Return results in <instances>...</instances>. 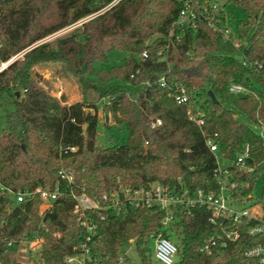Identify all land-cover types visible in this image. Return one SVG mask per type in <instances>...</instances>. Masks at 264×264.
<instances>
[{"label": "trees", "instance_id": "16d2710c", "mask_svg": "<svg viewBox=\"0 0 264 264\" xmlns=\"http://www.w3.org/2000/svg\"><path fill=\"white\" fill-rule=\"evenodd\" d=\"M114 1L0 0V60L22 54L0 71V109L6 124L0 133V181L15 190L58 186L64 192L43 217L38 195L17 204L0 193L4 264H23L21 238L40 234L44 239L38 260L30 264H67L65 256L83 240L85 230L60 170L73 174L77 192L92 196L119 184L176 185L180 180L190 188L209 190L216 187V162L205 137L212 136L227 158L250 146L254 161L261 162L244 176L251 184L264 171V0H235L247 15L236 24L240 47L202 17L195 26L175 28L181 0ZM91 15L78 32L46 41ZM144 50L147 58L142 57ZM113 58L119 61L105 66ZM43 62H59L63 73L78 80L83 94L90 89L104 99L103 107L127 129L126 141L99 145L98 102L85 94L72 103L53 95L34 71ZM162 76L165 86L158 82ZM231 83L244 85L245 96L231 92ZM181 88L187 99H181ZM189 109L203 117L202 127L189 120ZM154 118L162 124L151 128ZM209 215L204 206L176 208L172 225L163 232L179 247L173 264H260L245 251L262 237L244 229L227 246L210 253L201 250L217 230ZM163 216L157 206L109 212L103 220L96 215L87 264H122L119 258L131 239L142 264H151L145 236L160 229Z\"/></svg>", "mask_w": 264, "mask_h": 264}, {"label": "built area", "instance_id": "2783aa9c", "mask_svg": "<svg viewBox=\"0 0 264 264\" xmlns=\"http://www.w3.org/2000/svg\"><path fill=\"white\" fill-rule=\"evenodd\" d=\"M119 0H115V4ZM183 3L178 17L174 22V27L184 30L187 25L195 26L199 17H202L208 26L221 34V36L231 41L236 47L242 45L236 30L226 20L223 7L212 5L207 0H181ZM91 15L76 24H83ZM65 29V28H64ZM63 30V29H62ZM159 55L163 51L158 52ZM142 57L147 58L148 52L144 50ZM8 66V61L2 63L0 69ZM1 71V70H0ZM161 86L166 85L165 77L159 78ZM229 90L234 93H244L246 88L240 83H231ZM181 99H187L185 88L180 90ZM189 120L202 127L205 120L193 109L187 111ZM162 124L161 118H154L150 122L151 128H156ZM264 138V131L261 130ZM206 146L213 153L216 165L213 169L216 177V187L209 190L203 188H190L183 180L176 185L163 184L161 182H150L147 185L127 186L119 184L117 187L101 193L99 196H92L85 191L77 192L73 188L74 178L71 172L60 170V175L69 186V194L75 201L74 212L78 216L79 225L84 228L83 240L73 247L71 253L65 256L67 264H87L90 258V242L97 232L96 215L100 219L106 218L109 212L121 214L130 209L159 207L164 216L161 218V227L157 231H151L145 236V240L150 249L151 255L160 264H173L179 253L178 245L169 237L164 235V230L168 229L174 219L176 208L185 206L193 208L204 206L209 212V220L217 226V230L203 244L201 250L210 253L214 248L227 246L229 243L238 240L241 230L244 229L248 235L262 237V241L249 247L245 253L247 256L255 257L260 264H264V187L261 197L253 198L252 189L254 183L244 178L245 175L255 171L261 162L254 161L251 148L246 144L236 157H223L220 160L219 145L212 136L205 137ZM262 175V174H261ZM0 193L11 196L15 203L20 204L28 198L38 195L41 199L39 215H43L53 206L54 202L64 194L57 186L53 189L37 187L31 191L15 190L0 181ZM43 226V221H41ZM54 236L60 237V232H55ZM130 242L135 243V239ZM151 242L153 249L151 250ZM9 241L8 244H11ZM44 243L40 234L33 239L21 238L19 240L18 254L21 261L26 257V261L32 260L35 255H39ZM136 245V243H135ZM126 253L124 252L119 262L126 264ZM34 262V260H32ZM21 263H23L21 261ZM0 264H4L0 262Z\"/></svg>", "mask_w": 264, "mask_h": 264}, {"label": "rangeland", "instance_id": "374dc122", "mask_svg": "<svg viewBox=\"0 0 264 264\" xmlns=\"http://www.w3.org/2000/svg\"><path fill=\"white\" fill-rule=\"evenodd\" d=\"M212 5H219L223 7L226 15L227 22L231 25L233 30H236L237 21L245 18L247 15L244 12L243 8L240 7L235 0H207ZM82 29V24L70 25L63 30H60L49 37H47L46 41L54 42L60 37L67 36L71 32H78ZM22 54H19L16 57H21ZM119 58H113L109 64H105V66H110L114 63H117ZM2 62L0 60V67L2 66ZM61 64L59 62H43L39 63L35 66L34 71L39 74L42 80V84L48 89L53 95L57 97H63L66 100V103H72L77 100H81L85 97L88 100L98 102L99 108V145L105 146L109 145L113 141L116 143H123L126 141L128 132L123 124H117L115 122L114 116L109 113L104 107V99H100L96 92L93 90H86L83 94V89L78 80L71 74L63 73L61 70ZM13 107H9V110H12ZM108 113V114H107ZM4 110L0 109V133L2 129L5 127V117ZM107 116V118H106ZM106 121L110 124V126L106 125ZM220 160L223 162V157L220 152ZM264 187V171L262 175L256 178L254 187L252 189L253 198H260L263 192ZM151 250L153 249V243L151 242ZM124 251L126 253V264H142L141 257L138 252V249L135 243L130 242L124 246ZM26 258V257H25ZM24 257L21 258L23 264L33 263L32 260H38L39 255H35L31 260L26 261ZM178 259H176L177 261ZM151 264H160L152 255Z\"/></svg>", "mask_w": 264, "mask_h": 264}, {"label": "water", "instance_id": "95a60500", "mask_svg": "<svg viewBox=\"0 0 264 264\" xmlns=\"http://www.w3.org/2000/svg\"><path fill=\"white\" fill-rule=\"evenodd\" d=\"M14 59H15V58H11V59L8 61V64H9L10 62H12ZM0 70H2V69H0ZM208 93H209L210 97H211L214 101H216V97H215L214 93H213L211 90H209ZM17 95H19V92H17ZM237 95H238L239 97H244V96H245L244 93H238ZM241 122H244V119H243V118L241 119Z\"/></svg>", "mask_w": 264, "mask_h": 264}]
</instances>
